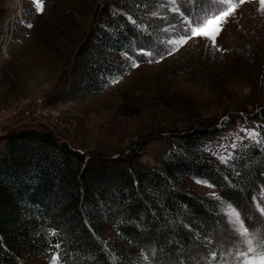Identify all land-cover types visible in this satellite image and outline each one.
I'll use <instances>...</instances> for the list:
<instances>
[{
    "label": "rangeland",
    "instance_id": "obj_1",
    "mask_svg": "<svg viewBox=\"0 0 264 264\" xmlns=\"http://www.w3.org/2000/svg\"><path fill=\"white\" fill-rule=\"evenodd\" d=\"M114 1L40 0L41 11L34 0H0V128L33 120L38 128L52 131L89 156L116 158L144 144L139 160L150 168L161 169L164 156L179 146L175 134L224 125L214 139L206 140L204 154L213 165L225 166L213 151L236 154L244 146L238 143L237 149L228 147L227 152L217 146L230 145L237 135L244 136L242 126H264V11L260 10L259 0H247L237 19L217 37L218 46L226 51L213 50L210 42L197 38L177 46L179 50L172 55L166 54L171 47L166 41L176 37L173 26H178L182 17L172 10L171 0H158L145 9L147 21L143 27L156 28L160 33L150 37L146 45L141 42L126 57L131 63L132 57L139 66L132 67L102 93L63 100L62 93L79 73L82 44ZM20 5L23 17H14ZM175 7L199 11L192 0H176ZM141 48L157 55H139ZM225 117L229 119L225 121ZM262 128L258 131L264 138ZM3 137L0 135V148L5 145ZM244 144L264 148V144L248 139ZM198 181L204 180L189 177L182 185L199 195L216 193L221 197V201L215 200L221 213L231 204L251 229L264 228L252 200L255 196L264 206V180L250 200L243 199V205L221 196L207 181ZM248 216L254 219L248 221ZM115 234L107 227L104 237ZM211 250L220 251L215 245ZM209 251L206 248L200 254L199 264H205L206 257L210 259ZM146 255L149 260L143 264L158 263L153 255ZM52 259L53 253H49L45 257L32 255L24 261L50 264ZM219 260L220 256L213 264Z\"/></svg>",
    "mask_w": 264,
    "mask_h": 264
},
{
    "label": "trees",
    "instance_id": "obj_2",
    "mask_svg": "<svg viewBox=\"0 0 264 264\" xmlns=\"http://www.w3.org/2000/svg\"><path fill=\"white\" fill-rule=\"evenodd\" d=\"M157 3L117 0L104 11L81 46L79 73L63 100L102 93L131 70L126 57L133 48L160 33L143 27L145 9ZM224 127L175 134L179 146L164 156L161 169L139 160L144 144L111 158L83 154L48 129L8 132L0 148V264H27L29 256L56 251L61 264H143L142 254L156 264L202 263V237L215 240L225 216L211 195L190 191L183 181L200 178L243 205L264 180L260 146L237 151L234 168L233 161L213 165L204 154L206 140ZM107 227L116 234L105 238Z\"/></svg>",
    "mask_w": 264,
    "mask_h": 264
},
{
    "label": "snow or ice",
    "instance_id": "obj_3",
    "mask_svg": "<svg viewBox=\"0 0 264 264\" xmlns=\"http://www.w3.org/2000/svg\"><path fill=\"white\" fill-rule=\"evenodd\" d=\"M247 0H192L193 5H199V11H194L190 7H186L184 11H181L179 7H175L176 0H171L174 5L173 11L179 12L182 20L178 26H173L176 37L166 41V44L171 46L166 49L167 55H172L174 51H178L177 46H183L189 41L196 40L197 38H202L210 42L213 50L216 51H226L222 49L217 44V37L225 30L227 24L237 19L238 11L242 5H244ZM42 11V6H40V0H34ZM261 5V11H264V0H259ZM211 5V7L209 6ZM187 13V15L185 14ZM135 23V21H133ZM215 26L210 31L211 26ZM30 27V25H29ZM207 46V45H206ZM139 55H147L149 57H155L157 53L153 51H147L143 48L138 50ZM127 55V54H126ZM164 56L161 55L160 59ZM132 67H138V63L134 61L132 57ZM151 62V61H150ZM115 82V81H114ZM229 118L225 117L224 120L227 121ZM222 126V125H219ZM218 126V127H219ZM264 127L262 125H256L255 127H241L240 132L244 133V136L237 135L234 140L231 141L230 145H225L221 143L218 145L219 148H223L227 152V148L235 150L238 148V143L247 147L244 144L245 139H248L258 145L264 144V138L261 137L259 128ZM209 151H213L211 147L208 148ZM213 155H217L218 159L222 164L228 165L229 161H233L231 165L235 167L234 161L237 158L235 152H227L226 155L218 154V151H213ZM237 176L240 175L239 172L236 173ZM201 183H207L206 181H198ZM212 187V185H209ZM211 196L217 200L221 201L216 193H211ZM255 212L259 214V222L264 225V206L261 202L257 200L255 196L252 197ZM226 219V228L221 238L213 240L212 238L204 235L202 237L203 247L208 248L209 254L205 258V264H213L217 261L218 252L211 250L212 246L215 245L218 248L220 260L217 264H264V228L251 229L246 225L245 218L242 217L241 212L234 208L231 204L226 206V211L222 213ZM254 217L248 216L247 220L252 221ZM50 235L55 237L57 235L56 230H51ZM60 244H56L55 248L59 249ZM142 259L148 261V255L142 254ZM50 264H61V253L59 251L54 252L53 259Z\"/></svg>",
    "mask_w": 264,
    "mask_h": 264
},
{
    "label": "built area",
    "instance_id": "obj_4",
    "mask_svg": "<svg viewBox=\"0 0 264 264\" xmlns=\"http://www.w3.org/2000/svg\"><path fill=\"white\" fill-rule=\"evenodd\" d=\"M15 10H16V12H15L16 14H15L14 17H17L18 16L19 18H22L23 17V6L22 7H21V5H20V7L17 6ZM5 45L7 46L8 44L7 43L4 44L3 47H5ZM37 123L38 122L33 121V120L32 121H27V119H24L23 122H21L19 124H16V125H13V126H11L9 128L4 129L3 127H1L0 128V135L4 136L8 132H10V131H12L14 129H17V128L21 127V126H23V127H33V128H36V127H38L37 126L38 125Z\"/></svg>",
    "mask_w": 264,
    "mask_h": 264
}]
</instances>
